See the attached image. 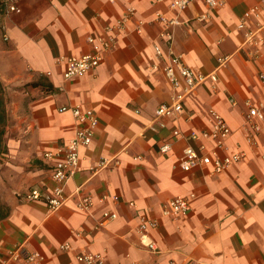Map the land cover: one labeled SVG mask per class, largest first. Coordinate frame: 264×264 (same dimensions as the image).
<instances>
[{"label":"crops","instance_id":"0c3cea01","mask_svg":"<svg viewBox=\"0 0 264 264\" xmlns=\"http://www.w3.org/2000/svg\"><path fill=\"white\" fill-rule=\"evenodd\" d=\"M13 1L16 12L0 6V83L6 112L0 259L19 247L41 253L47 264H78L75 256L82 252L102 255L103 264H264V131L250 147L240 129L242 102L260 101L264 92L256 80L258 65L248 60L243 34L236 29L242 14L259 0H227L206 21L199 20L204 11L200 3L174 14L170 0ZM130 9L133 15L114 31ZM157 14L177 17L173 51L194 71L217 76L215 84L208 79L188 96L186 113L165 119L164 129L153 122L157 107L171 96L162 75L166 57L153 51L154 46L166 50ZM114 33L116 48L103 54L99 66L84 76L62 79L58 57L94 54L98 45L87 39ZM218 58L226 61L219 65ZM76 105L92 110L98 127L89 146L79 150L78 171L65 184L64 204L48 212L43 203H27L20 196L51 186V167L42 154L71 139L75 120L59 110ZM209 109L230 128V151L243 150L246 157L217 175L210 168L183 172L177 162L187 142L173 138L172 131L187 135L206 129ZM164 143L169 150L161 154ZM101 194L120 200L99 205L90 214L77 211L80 198ZM191 194L195 197L185 218L160 217L163 203ZM105 211L116 219L103 224ZM140 214L159 220L150 232L158 253L139 242L135 228ZM65 243L71 250L60 252Z\"/></svg>","mask_w":264,"mask_h":264},{"label":"built area","instance_id":"2783aa9c","mask_svg":"<svg viewBox=\"0 0 264 264\" xmlns=\"http://www.w3.org/2000/svg\"><path fill=\"white\" fill-rule=\"evenodd\" d=\"M162 0H153L160 3ZM227 0H170L168 8L174 14L181 13L192 3H200L204 7L200 15V21L209 20L211 14L221 9ZM0 6L6 12H16L17 9L13 0H0ZM133 9L127 11L123 16L122 22H118L114 31L119 32L122 24L132 15ZM156 21L162 23L164 31L161 39L165 44L166 50L163 51L159 46H154L153 51L156 57H166V64L162 67V75L171 88V96L167 103L160 104L154 114L153 122L158 128L166 127L165 119L175 118L186 113L184 109L185 99L193 95L197 88L209 81L213 84L217 82L215 74L204 76L191 69L183 60L181 55L176 54L172 49L173 33L172 29L178 25L177 17L166 19L162 14L156 15ZM236 29L243 34V46L246 48V55L250 62L257 64L256 80L262 92H264V0L248 8L239 18ZM109 32V29L107 30ZM112 31V30H111ZM89 44L96 43L98 46L94 54L81 57H58L56 64H63L64 69L62 79L64 81L72 78L81 77L99 66L103 61V54L116 48V35H108L105 38L87 39ZM226 58H218L219 65L224 64ZM244 107L243 121L240 129L248 146L257 145L258 135L264 131V98L260 101L246 99L242 102ZM230 105L236 107L235 100H230ZM70 112L76 124L75 132L67 143L54 150H47L42 154V159L50 165L51 174L49 181L51 186L45 191L31 188L20 196L25 202H41L45 205L48 212H56L65 202L64 187L66 182L73 177L79 167L80 148L88 147L98 127V119L92 110L84 109L80 105L70 108L63 107L59 112ZM206 129L191 131L187 135L181 134L178 130L172 131L173 138H181L187 142L182 150L177 166L183 172H190L196 168H210L211 175L225 172L230 166L242 162L246 153L243 150L230 151L228 139L231 130L223 117L215 110L209 109L206 112ZM190 119V116H187ZM209 143V146L203 142ZM198 145H192V143ZM159 153L165 154L169 150V145L164 143L159 147ZM195 196L175 197L161 205L160 217L170 220L185 218L190 212V203ZM120 200L118 195L101 194L97 197L86 195L80 198L76 204L78 212L90 214L94 208L107 202L113 204ZM133 207V203L128 204ZM116 219V214L111 211L102 213V223ZM159 220L156 217H148L145 214L138 216L135 233L139 242L150 253H158V248L150 238V232L156 230ZM60 252L71 250L70 245L65 243L58 247ZM78 264H103V256L89 252H82L75 256ZM0 264H47L45 256L39 252H25L19 247L8 252L6 258L0 259ZM170 264H177L170 262ZM189 264V263H183Z\"/></svg>","mask_w":264,"mask_h":264},{"label":"trees","instance_id":"16d2710c","mask_svg":"<svg viewBox=\"0 0 264 264\" xmlns=\"http://www.w3.org/2000/svg\"><path fill=\"white\" fill-rule=\"evenodd\" d=\"M5 125H6L5 103L3 99V88L0 83V158L4 154H6V147L3 143Z\"/></svg>","mask_w":264,"mask_h":264}]
</instances>
